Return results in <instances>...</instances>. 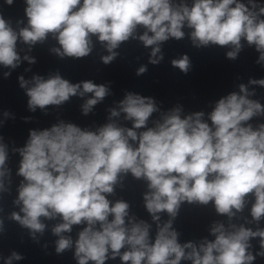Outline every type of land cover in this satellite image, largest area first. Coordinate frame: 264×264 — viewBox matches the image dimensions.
Wrapping results in <instances>:
<instances>
[{
  "label": "clouds",
  "instance_id": "1",
  "mask_svg": "<svg viewBox=\"0 0 264 264\" xmlns=\"http://www.w3.org/2000/svg\"><path fill=\"white\" fill-rule=\"evenodd\" d=\"M11 5L13 0H6ZM252 9L258 6L249 0ZM27 26L15 31L10 21L0 15V65L15 68L20 62L16 51L18 38L28 45L43 42L49 33L58 40L60 49H53L61 58H83L92 51L91 36L106 43L110 53L102 57L109 64L118 55L122 42L136 38L137 26L146 31L139 36L143 44L152 47L150 63L158 64L163 56L160 43L170 37H184L182 28H191V39L196 47L216 44L232 45L227 57L235 59L241 50V39L255 45L264 61V7L250 10L238 0H194L189 8L178 7L171 0H26ZM234 5V6H233ZM151 33L152 35H149ZM62 49V51H61ZM30 63L35 61L25 57ZM173 66L187 73L190 62L187 55L172 61ZM146 67L138 69L143 74ZM7 76L8 73H5ZM20 77V86L26 88L28 107L35 111L49 105H62L70 97L93 93L82 106L87 115L109 93L104 85L91 81L71 84L58 73L44 79L34 76L32 86ZM250 83L264 85V80ZM240 93L221 98L209 114L211 124L204 121V113L196 112L181 118L179 107L146 128L157 107L151 98L127 93L120 102L119 111L111 110V117L120 112L133 122L132 128L109 122L96 131L81 129L63 121L51 128L31 130L25 147L18 149L22 160L18 175L24 178L14 203L22 204L21 216L13 212L11 218L36 233H43L41 221L62 218L53 227L56 252L72 246V225L86 223L75 242L78 264H104L111 250L125 264H252L255 257L248 251L251 238L260 237L264 256V230L252 231L243 226L215 224L211 233L214 241H205L199 248L191 242L178 243V233L170 219L158 225L154 241L144 221L125 223L129 204H112L105 194H112L120 174L131 173L148 181L149 192L144 195L145 207L152 214L167 212L175 218L182 202L214 203L218 214L230 219L242 211L249 194L255 197L251 216L260 221L264 217V124L253 129L247 122L264 114L260 103L250 100L247 88L241 84ZM7 115V113H5ZM146 128L139 134L135 129ZM6 146L0 143V190L4 189L6 175ZM109 216L112 219L109 220ZM99 225V228L96 225ZM3 221L0 220V231ZM128 246L122 255L120 250ZM186 249L190 251L186 252ZM22 257L15 252L6 261Z\"/></svg>",
  "mask_w": 264,
  "mask_h": 264
}]
</instances>
